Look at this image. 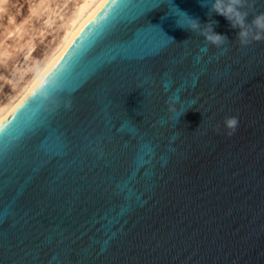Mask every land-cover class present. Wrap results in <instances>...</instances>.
<instances>
[{"label": "water", "instance_id": "95a60500", "mask_svg": "<svg viewBox=\"0 0 264 264\" xmlns=\"http://www.w3.org/2000/svg\"><path fill=\"white\" fill-rule=\"evenodd\" d=\"M208 12L104 0L0 124V264H264V41Z\"/></svg>", "mask_w": 264, "mask_h": 264}, {"label": "rangeland", "instance_id": "374dc122", "mask_svg": "<svg viewBox=\"0 0 264 264\" xmlns=\"http://www.w3.org/2000/svg\"><path fill=\"white\" fill-rule=\"evenodd\" d=\"M78 2V0L0 1V48L8 49L7 59L5 58L0 68V104L16 93L15 88L18 89L16 81L11 77L14 70L20 68L25 71L29 66L44 60L58 41L64 22ZM27 74L29 75L30 71Z\"/></svg>", "mask_w": 264, "mask_h": 264}, {"label": "clouds", "instance_id": "9594fccd", "mask_svg": "<svg viewBox=\"0 0 264 264\" xmlns=\"http://www.w3.org/2000/svg\"><path fill=\"white\" fill-rule=\"evenodd\" d=\"M255 4L256 0H202V6L209 8L208 15L210 13L223 15L230 22L232 28L239 29L236 39L241 46H247L253 41H264V12H258L252 16L251 21L248 20L250 15L248 9L254 8ZM175 7L176 11L172 14L178 17L177 23H179L182 17L187 18L189 21L188 27L190 29H199L201 35H203L211 45L218 48L229 42L226 35L214 31L213 23L210 22L205 24L207 28L203 29L201 28L202 24L198 18H193L178 6ZM181 26L184 27L183 25ZM171 38L174 39L173 37ZM174 99L177 101L179 98L177 97ZM194 104L195 100L192 101V105ZM224 126L228 130L227 135H233L239 126V117L235 115L227 116L224 119ZM198 127L199 125L197 128Z\"/></svg>", "mask_w": 264, "mask_h": 264}, {"label": "bare ground", "instance_id": "6f19581e", "mask_svg": "<svg viewBox=\"0 0 264 264\" xmlns=\"http://www.w3.org/2000/svg\"><path fill=\"white\" fill-rule=\"evenodd\" d=\"M78 1L79 2L76 3L74 9L72 8L73 11L71 12V14L69 13V17H67L68 15L65 16L67 17V20L64 22V27L62 29L61 35L55 46L46 55L44 60L42 62L37 61L38 63L33 66H29L28 69H25V71L21 70L20 68L14 70L11 77H13V80L16 81L15 85L18 89L15 88V90H17L16 93L13 94L7 101L0 104V124L26 96V94L33 88V86L39 81V79L46 73V71L62 54L66 47L71 43V41L75 38L79 31L84 27V25L104 2V0ZM7 51L8 49L6 47L0 48V68L5 62ZM29 71L30 74L28 75L27 73Z\"/></svg>", "mask_w": 264, "mask_h": 264}]
</instances>
